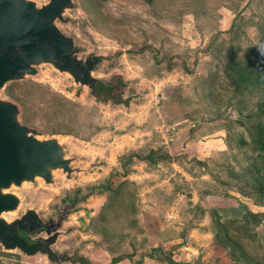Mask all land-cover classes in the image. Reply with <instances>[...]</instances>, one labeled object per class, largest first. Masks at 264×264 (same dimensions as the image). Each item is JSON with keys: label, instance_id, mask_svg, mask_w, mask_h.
<instances>
[{"label": "rangeland", "instance_id": "obj_1", "mask_svg": "<svg viewBox=\"0 0 264 264\" xmlns=\"http://www.w3.org/2000/svg\"><path fill=\"white\" fill-rule=\"evenodd\" d=\"M74 2L59 28L80 57H101L95 77H122L124 100L103 101L50 64L8 82L1 94L20 105L21 122L57 137L76 171L13 187L21 203L6 217L35 208L47 220L70 203L53 249L80 260L102 245H146L141 223L159 229L164 262L264 264V151L254 142L264 129V0ZM0 264L74 262L0 245Z\"/></svg>", "mask_w": 264, "mask_h": 264}, {"label": "water", "instance_id": "obj_2", "mask_svg": "<svg viewBox=\"0 0 264 264\" xmlns=\"http://www.w3.org/2000/svg\"><path fill=\"white\" fill-rule=\"evenodd\" d=\"M74 6V0H49L41 5L35 0H0V245L28 256L43 253L54 262H81L75 253L53 249L67 216L45 220L35 208L13 219L6 214L21 203L13 187L37 178L52 184L56 170L70 178L76 171L73 158L57 137L39 138L36 129L23 124L20 105L3 97L1 91L10 81L35 75L37 66L50 64L97 96L96 84L102 80L94 76V70L101 57H80L74 38L57 24L69 20L65 14Z\"/></svg>", "mask_w": 264, "mask_h": 264}, {"label": "crops", "instance_id": "obj_3", "mask_svg": "<svg viewBox=\"0 0 264 264\" xmlns=\"http://www.w3.org/2000/svg\"><path fill=\"white\" fill-rule=\"evenodd\" d=\"M98 199H99V197H98ZM218 205L221 206L222 204L218 203L217 206ZM140 225H141V228H145V229H143V231L137 229L136 231L139 234L142 233L143 235L151 237V239L148 241V243L146 245L140 246L139 248L134 247L132 249L130 247L131 250H127V247H125V249L123 250L125 253L122 251V252H119L118 254L115 253L110 248L102 245L99 248L91 250L89 252V255L91 254L88 258L89 261L92 264H111L112 258L114 256H118V255L123 254L125 256L122 259H120L119 261H117L115 264H168L167 262H164V260H161V259L159 260V258H161L160 256H158V255L156 256V253H157L156 248H158V246H162L164 249H167V247H164V246H166V243L163 242L160 245L159 238H158V236H160L159 229L155 230V231H151V230H153L152 225H150L151 230H149V228H146V226H143L141 223H140ZM183 248H189V247H187L186 245H183ZM196 252L197 253H195V251H193L194 254L192 256H194L196 258V260L198 258H202L204 251L196 250ZM127 253H130V254L133 253V254L128 257V256H126ZM213 254H215V253L213 252ZM214 257H215V255H214ZM203 258H204V256H203ZM74 264H83V263L75 261ZM198 264H200V262Z\"/></svg>", "mask_w": 264, "mask_h": 264}, {"label": "trees", "instance_id": "obj_4", "mask_svg": "<svg viewBox=\"0 0 264 264\" xmlns=\"http://www.w3.org/2000/svg\"><path fill=\"white\" fill-rule=\"evenodd\" d=\"M150 1V0H147ZM263 46H264V40H263ZM97 97L101 98L103 101H117L121 102L124 99L122 98V88L125 85L124 80L121 76H116L115 79L109 80V81H98L97 82ZM260 112L264 114V102H262L259 105ZM262 131H258V134L254 137V142L256 143L258 149L264 151V129H261ZM261 191H264V185L260 186L259 188ZM217 218V217H216ZM165 251L162 246H158L156 248L157 252ZM125 255L121 254L118 256H114L112 258L111 264H115L117 261L122 259ZM173 257L171 255H168L167 260L168 264H189L185 263L184 261H177L175 259H172ZM166 259V258H165ZM81 262L83 264H92L87 259H82Z\"/></svg>", "mask_w": 264, "mask_h": 264}, {"label": "flooded vegetation", "instance_id": "obj_5", "mask_svg": "<svg viewBox=\"0 0 264 264\" xmlns=\"http://www.w3.org/2000/svg\"><path fill=\"white\" fill-rule=\"evenodd\" d=\"M72 205L70 204V203H67V206H65V209H63V210H59V215H67V212L69 211V209H70V207H71Z\"/></svg>", "mask_w": 264, "mask_h": 264}]
</instances>
